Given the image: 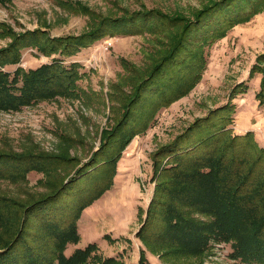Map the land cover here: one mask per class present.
<instances>
[{"label":"rangeland","instance_id":"obj_1","mask_svg":"<svg viewBox=\"0 0 264 264\" xmlns=\"http://www.w3.org/2000/svg\"><path fill=\"white\" fill-rule=\"evenodd\" d=\"M216 2L224 5L196 19V12ZM65 3L102 18L154 12L198 25L191 24L187 43L158 69L171 49V28L154 20L104 27L99 39L70 56H47L26 46L17 51L16 64L1 68L13 73L58 60L79 74L71 95L0 111V155H21L27 160L15 168L30 169L26 177L14 171L16 176L0 178V195L24 201L60 190L28 216L26 245L17 251L23 254L27 246L44 254L49 247L44 223H74L79 241L66 245L65 256L90 243L97 249L92 256L120 264H138L143 250L148 264H243L230 259L229 244H211L198 256L165 255L136 233L154 196V170L169 166L165 147L181 139L191 146L212 134L210 122L191 129L197 121L210 117L232 135L252 132L264 148V107L255 97L264 77V0H0V30L6 26L15 36L37 32L50 39L89 32L90 16ZM244 16L247 21L228 28L229 17ZM11 42L0 35V52ZM133 70L139 80L132 79ZM11 166L0 163L5 170ZM159 226L153 224L155 234Z\"/></svg>","mask_w":264,"mask_h":264},{"label":"trees","instance_id":"obj_2","mask_svg":"<svg viewBox=\"0 0 264 264\" xmlns=\"http://www.w3.org/2000/svg\"><path fill=\"white\" fill-rule=\"evenodd\" d=\"M228 1L231 4L235 0ZM224 2L211 3L207 9L196 12V19L212 13ZM65 6L76 13L89 15L92 29L77 37L50 39L37 32L29 36H15L8 27L2 26L0 35L9 37L12 42L0 52V111H18L41 100L75 92V83L79 77L77 68L74 65L65 67L58 60L27 71L18 68L13 73L3 72L1 68L5 65L17 63V51L23 47L35 46L47 56H70L99 39L104 27L119 24L131 26L135 20H154L161 25L168 22L167 26L171 28L168 33L171 49L166 60L158 63V69L166 61L169 62V57L172 58L188 41L193 27L192 22L183 18H168L154 12L111 19L98 17L79 5L74 7L65 3ZM229 20L228 28L230 24L233 26L248 18L229 17ZM161 29L158 28V32ZM207 33L210 31L205 29L204 34ZM201 40H205L204 35ZM189 45L193 47V43ZM132 73V79L139 80V75L134 76V70ZM197 77H194L193 83ZM191 85H188L189 88ZM255 97L259 105L264 107V77ZM209 119L199 120L191 128L196 129L202 122H208L209 125L210 122L213 131L206 140L187 146L183 142L185 139H181L165 147L170 151L166 154L170 157L169 166L154 170L153 181L157 182L154 196L136 237L154 252L174 256L202 255L211 244L225 243L231 247L230 259L243 264H264V148L257 144L252 132L232 135L230 130L218 128V123ZM26 160L21 155L13 158L0 155V163L12 165L10 171L0 168V178L6 177L5 174L16 176L11 173L14 171L26 177L30 172L28 167L15 168L16 164ZM51 190L37 197L29 196L24 201L0 195V264H120L113 257L92 256L97 250L95 244H88L83 249L77 248L70 256H65L66 245L77 244L79 241L74 223L66 226L44 223L49 236L45 240L49 247H46L44 254L37 252L36 255L27 246L23 254L17 251L26 245L28 216L48 204L60 191L58 187ZM154 223L161 225L160 229L156 227L159 233L153 232ZM138 264H148L144 250L140 252Z\"/></svg>","mask_w":264,"mask_h":264},{"label":"crops","instance_id":"obj_3","mask_svg":"<svg viewBox=\"0 0 264 264\" xmlns=\"http://www.w3.org/2000/svg\"><path fill=\"white\" fill-rule=\"evenodd\" d=\"M90 244V243H89ZM80 248V247H79ZM83 248V247H82Z\"/></svg>","mask_w":264,"mask_h":264},{"label":"bare ground","instance_id":"obj_4","mask_svg":"<svg viewBox=\"0 0 264 264\" xmlns=\"http://www.w3.org/2000/svg\"><path fill=\"white\" fill-rule=\"evenodd\" d=\"M123 199V198H122Z\"/></svg>","mask_w":264,"mask_h":264}]
</instances>
